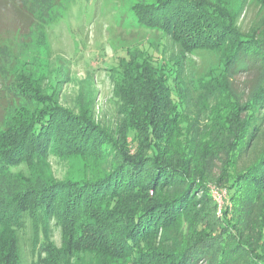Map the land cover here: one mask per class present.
Returning <instances> with one entry per match:
<instances>
[{"label":"trees","instance_id":"16d2710c","mask_svg":"<svg viewBox=\"0 0 264 264\" xmlns=\"http://www.w3.org/2000/svg\"><path fill=\"white\" fill-rule=\"evenodd\" d=\"M219 1L132 3L176 52L166 65L151 44L120 50L111 116L88 99L63 105L57 81L30 67L0 66V264H22L28 232V264H264V28L245 33ZM61 2L0 0V17L5 7L23 30ZM198 49L218 60L189 85ZM241 71L258 77L244 103L229 92ZM195 91L202 129L189 125ZM55 156L80 157L82 174L55 176Z\"/></svg>","mask_w":264,"mask_h":264},{"label":"rangeland","instance_id":"374dc122","mask_svg":"<svg viewBox=\"0 0 264 264\" xmlns=\"http://www.w3.org/2000/svg\"><path fill=\"white\" fill-rule=\"evenodd\" d=\"M134 1L148 4L154 0H62L60 6L53 8L48 22L35 20L23 30L12 25L14 15L3 7L0 17L4 23V29L0 30V66L5 68L6 75H17L20 69L28 73L30 67L35 77L43 76L42 81L48 78L57 81L63 105L73 107L74 103L88 99L98 117L103 113L111 116L119 101L114 96L108 68L116 64L118 54L125 56L120 50L138 46L147 51L151 44L160 51L162 49L158 58L166 65L171 64L169 55L176 52L174 43L166 38L161 39L157 32L138 24L131 10ZM222 1L226 11L235 15L238 26L245 33L264 28V5L260 0H220V5ZM217 60L218 53L212 49H198L187 54V83L190 85L191 78L197 79L208 68L215 66ZM229 81V92L244 103L257 86L258 77L256 72L241 71L230 76ZM190 87L193 88V85ZM197 96L198 91H195L190 110L198 115V120H190L189 125L202 129L207 113ZM0 97H4L1 90ZM2 117L0 110V121ZM82 162L77 156L69 160L56 156L50 159L54 175L60 178L67 172L73 177L80 176L83 172ZM219 191L214 188L213 194L220 203L224 190ZM28 235L29 232L21 239L22 264H28L31 259ZM53 239L59 243L58 230H54Z\"/></svg>","mask_w":264,"mask_h":264}]
</instances>
